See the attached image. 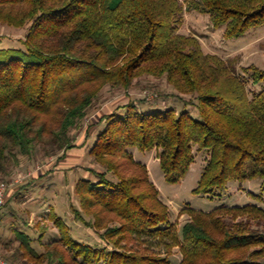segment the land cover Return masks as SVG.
I'll return each instance as SVG.
<instances>
[{
  "label": "trees",
  "instance_id": "1",
  "mask_svg": "<svg viewBox=\"0 0 264 264\" xmlns=\"http://www.w3.org/2000/svg\"><path fill=\"white\" fill-rule=\"evenodd\" d=\"M188 11L208 15L227 39L264 25V0H0V23L28 30L22 47L0 50V184L40 149L54 156L80 148L73 132L107 86L165 77L184 104L147 109L131 101L96 124L88 153L104 170L79 180L75 213L110 249L73 239L55 217L62 236L44 253L17 226L15 238L1 242L2 235L8 260L172 264L179 248L180 264H264V208H188L180 229L132 153L158 150L166 181L178 184L196 163L197 147L209 160L194 193L216 195L231 182L260 179L253 197L264 203V69L239 74L235 60L205 53L196 36L180 33Z\"/></svg>",
  "mask_w": 264,
  "mask_h": 264
},
{
  "label": "rangeland",
  "instance_id": "2",
  "mask_svg": "<svg viewBox=\"0 0 264 264\" xmlns=\"http://www.w3.org/2000/svg\"><path fill=\"white\" fill-rule=\"evenodd\" d=\"M224 32L225 28L216 29L208 15L197 11L186 13L180 31L183 35L196 36L201 41L205 53L218 55L224 60H235L239 74L244 73L243 68L250 66L264 69V25L252 28L236 39L225 38ZM27 33V28L19 30L0 23V50L22 47L21 40L25 39ZM249 88L255 87L249 84ZM177 96L178 93L165 77L144 76L136 79L129 89L105 87L89 110L82 127L73 132L80 148L62 151L54 156H45L40 149L32 159H24L20 166L12 169L11 177L4 181L8 186L9 195L1 209L5 215L0 220V241L2 235L1 242L15 238L14 227L17 226L33 239L34 248L39 253H44L47 244L60 240L62 236L55 221L56 218H61L73 239L96 248L108 246L97 231L85 226L75 213L76 210L81 211L75 191L79 180L93 178L91 169L104 170L93 163L88 153L94 140L92 132L103 115L113 113L131 101L143 102L147 109L152 106H174L180 110L184 104ZM194 151L196 163L187 177L178 184H171L166 181L161 169L158 150L145 153L137 149L132 150L136 160L148 167L151 181L159 189L162 201L171 212V221L178 222L180 229L190 220L188 214H181L188 208L205 213L214 212L223 206L253 204L264 208V203L253 197L261 192L260 179L244 183L231 182L226 190L216 195L194 193L209 160L206 151L200 152L197 147ZM82 215L87 221L90 220V217ZM41 237L43 239L40 241ZM19 245L20 242H17L15 246ZM151 249L155 253L165 255V250L163 251L157 243L151 242ZM10 254L11 251H2L0 247V257L8 264H30L24 259L12 262L5 257ZM170 260L172 264H180L182 254L179 248L173 250Z\"/></svg>",
  "mask_w": 264,
  "mask_h": 264
},
{
  "label": "built area",
  "instance_id": "3",
  "mask_svg": "<svg viewBox=\"0 0 264 264\" xmlns=\"http://www.w3.org/2000/svg\"><path fill=\"white\" fill-rule=\"evenodd\" d=\"M7 184H0V209L5 205L8 193ZM0 264H8L3 258L0 257Z\"/></svg>",
  "mask_w": 264,
  "mask_h": 264
}]
</instances>
